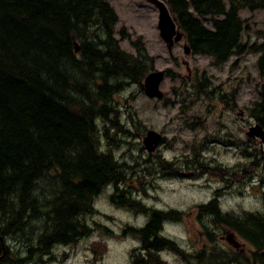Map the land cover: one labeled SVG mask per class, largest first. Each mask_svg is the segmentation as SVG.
Listing matches in <instances>:
<instances>
[{"label":"trees","instance_id":"1","mask_svg":"<svg viewBox=\"0 0 264 264\" xmlns=\"http://www.w3.org/2000/svg\"><path fill=\"white\" fill-rule=\"evenodd\" d=\"M166 1L192 53L213 65L261 53L259 99L250 112L264 126V42L244 40L249 26L240 16L241 9L264 10V0H229V8L224 0ZM118 22L109 0H0V234H22L34 245L76 244L90 231L97 198L113 186V204L147 216L145 225L126 230L141 243L131 253L133 264L162 263L165 251L187 264H231L213 243L227 229L263 247L264 212H225L214 196L197 212L207 216V244L188 253L163 233L167 221L184 213L148 206L132 194L134 183L144 185L141 165L171 176L182 171L158 155L134 164L115 154L118 132L133 135L117 97L141 83L155 61L141 39L133 41L136 53L121 47L130 35L122 27L116 36ZM192 163L207 167L198 158ZM213 168L229 172L221 164Z\"/></svg>","mask_w":264,"mask_h":264},{"label":"rangeland","instance_id":"2","mask_svg":"<svg viewBox=\"0 0 264 264\" xmlns=\"http://www.w3.org/2000/svg\"><path fill=\"white\" fill-rule=\"evenodd\" d=\"M224 1L229 8L230 1ZM109 2L119 16L116 36L120 38L122 27L130 35L121 41V47L136 53L133 41L141 39L155 58L153 70L166 71L161 85L165 97L161 100L147 96L144 80L119 93L122 120L133 135L118 132L115 154L134 164L158 155L181 167L180 176H171L141 165L140 172L146 176L144 185L134 183L132 194L148 206L182 211L183 219L167 221L163 233L178 241L188 253L199 250L207 244L202 233L206 213L197 216L200 204L215 196L225 212H264V146L261 138L250 140L246 135L252 127L248 120L250 108L259 99L261 53L232 56L216 66L208 56L186 54L185 41L176 43L170 51L160 34L159 11L153 4L147 0ZM240 16L249 26L244 40L264 42V10L241 9ZM204 79L207 83L202 88L206 91L199 86ZM222 93L226 94L224 102L219 99ZM149 130H156L164 138L153 153L143 143ZM195 158L205 161L207 167L193 169ZM254 160L258 163L253 164ZM216 164L229 168L228 174L214 169ZM113 189L106 188L97 198L96 211L89 217L88 235L76 244L54 248L52 259L43 264H133L131 253L141 243L126 230L128 226L145 225L147 216L113 204ZM9 236L11 242L23 243L27 249L24 235ZM14 246L20 252L21 245ZM160 258L159 264H187L172 251L160 253Z\"/></svg>","mask_w":264,"mask_h":264},{"label":"flooded vegetation","instance_id":"3","mask_svg":"<svg viewBox=\"0 0 264 264\" xmlns=\"http://www.w3.org/2000/svg\"><path fill=\"white\" fill-rule=\"evenodd\" d=\"M242 114L244 115V112ZM248 120L252 122L251 126L261 124L251 114ZM252 138L254 136L249 137L250 140H253ZM163 140L164 138L161 139V143ZM262 146L264 145L262 144ZM222 233L219 239L213 243L219 248L221 255H224L227 262L231 264H264V246L260 247L257 242L245 239L232 229H227ZM223 242L227 245H224ZM14 245H21L25 249L23 243L11 242L8 235L0 234V264H37L36 261L39 262L38 264H43L47 259L51 260L54 248H56L48 243L43 245L27 244L28 247L25 252L22 251V248L18 252Z\"/></svg>","mask_w":264,"mask_h":264},{"label":"water","instance_id":"4","mask_svg":"<svg viewBox=\"0 0 264 264\" xmlns=\"http://www.w3.org/2000/svg\"><path fill=\"white\" fill-rule=\"evenodd\" d=\"M154 4L159 9V23L160 34L166 42L168 49L172 51L174 45L177 42L185 40V34L178 25L176 18L171 13V10L165 0H147ZM185 52L191 53V48L188 44L184 45ZM166 77L165 70H154L150 72L145 80L142 82V86L147 96L151 98L163 99L165 92L161 89V85ZM249 136H257L262 139L264 143V127L261 124H257L251 127L248 132ZM162 139V135L156 130H149L144 138V144L149 152H154L159 146Z\"/></svg>","mask_w":264,"mask_h":264}]
</instances>
